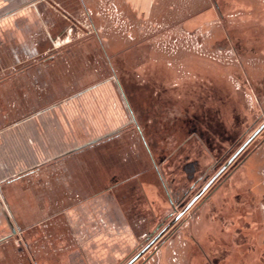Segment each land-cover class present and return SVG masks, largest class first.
I'll use <instances>...</instances> for the list:
<instances>
[{
  "label": "crops",
  "instance_id": "crops-1",
  "mask_svg": "<svg viewBox=\"0 0 264 264\" xmlns=\"http://www.w3.org/2000/svg\"><path fill=\"white\" fill-rule=\"evenodd\" d=\"M186 3L189 6L183 10L181 20L171 23V6L164 0H0V120L3 116L1 107L8 104L11 97L15 101L11 108H15L18 101L23 104L21 108L25 107L20 119L0 130V184L2 195L23 234L33 238L32 234L39 233L38 229L44 220H52L54 212L67 208L58 205L57 199L60 197L55 199V196L49 195V191L44 194L45 187L54 188L59 186L60 179L65 180L58 167L61 161L72 159L76 152L62 159L57 156L69 150L77 139L87 138L91 141L102 137L99 133L106 131L109 125H114L112 130L120 132L129 123L127 120L124 124V107L119 99L118 84L97 80L103 72L102 67L82 62L75 65L80 63L77 57L83 61L81 53L85 60L92 58L93 50L98 51L95 43L103 49V44L111 42L102 32L100 21L103 17L121 22L125 17L134 16L132 22H139L141 19H150L154 12L168 13L167 20L164 17L166 27L180 23L182 30L195 28L202 32L206 24L207 27L212 25V43L216 44L220 39L227 40L235 44V52L241 53L244 60L252 57L264 59V0H187ZM80 17L90 28L81 37L75 35ZM217 20L221 22L220 25ZM60 46L67 47L66 53L55 56L54 51H59ZM106 53L103 54L108 59ZM46 58L50 61L45 62ZM62 61L67 67L55 66ZM230 74L234 80L243 74L247 77L249 88L245 87L253 101L264 96V61L256 66L243 63L242 69L233 70ZM228 90L230 96L225 100L227 105L222 103L221 106L226 110H221L229 115L227 126L234 130L232 134L239 139H246L253 125L261 118H253L252 100L248 106L237 97L238 92L233 85ZM80 99H84L83 104H79ZM64 100H68L66 106L60 104ZM222 101L215 98L210 106L219 113ZM257 111L262 115L263 111ZM7 114L10 115V112ZM132 120L135 118L132 117ZM134 123L137 131H140L137 122ZM173 123L178 125L181 135L179 139H175V133L170 136L169 141L174 145L170 146L168 153L180 143L183 144L184 138L188 139L183 120L176 119ZM217 130L214 126V131ZM263 130L264 127L257 128L245 140L248 144L245 160L215 193L204 199L200 219L191 227L195 228L204 246V241L208 242L209 237L220 234L225 228L223 223H216L213 217L216 211L228 215L225 208L227 204V222L233 228L231 233L239 238L245 236L246 241L243 243L248 245V256L256 258L253 252L259 250L256 264H264V137L253 147L249 145ZM222 132L228 130L223 128ZM216 140L222 138L218 135ZM222 143L226 147L229 145L226 141ZM199 146L207 150L205 140ZM204 150L203 154L207 156ZM206 158L203 157L201 162H207ZM52 159L55 161L47 164ZM54 203L59 207L57 211L53 209ZM56 214L58 216L60 213ZM9 226L0 208V264H42L39 259L42 251L37 246L36 252L31 253L30 261L24 260L22 256L23 261L17 258V249L5 242L10 233ZM32 241L27 239L29 246ZM214 244L207 247H214L216 252L222 249L223 244ZM241 244L240 240L235 239L233 248L240 249ZM208 250L214 255L212 249Z\"/></svg>",
  "mask_w": 264,
  "mask_h": 264
},
{
  "label": "rangeland",
  "instance_id": "rangeland-1",
  "mask_svg": "<svg viewBox=\"0 0 264 264\" xmlns=\"http://www.w3.org/2000/svg\"><path fill=\"white\" fill-rule=\"evenodd\" d=\"M164 2L171 6V23L181 20L183 10L189 6L186 3L187 0H164ZM156 3L160 2L156 1ZM187 9L190 10V8ZM224 9H227L225 4ZM167 14L154 12L153 17L148 20L141 19L139 22H132L135 19L134 16L128 19L125 17L121 22L103 17L100 21L103 27L102 32L111 42L105 43L106 49L105 44L101 49L100 45L95 43L97 47L95 49L98 51L93 50L95 56L92 55L90 59L88 57L85 60L83 53L80 54L83 61L77 57V62L80 63L75 65L89 63L93 67H102L103 72L98 75V81L108 80L118 84L122 94L119 99L124 107V124L127 120L129 122L125 130L133 135L124 134V140H112L108 143L102 141L75 154L71 153L58 158L62 159L74 154L72 159L61 161L58 167L61 170L60 175L63 174L65 180L60 179L61 183L54 188L45 187L44 194L49 191V195L55 196V199L60 197L57 199L59 206L67 208L59 212L57 211L59 207H54L53 209L57 212L51 215L54 218L50 220V223L46 224L44 221L49 222V220H44L38 229L39 233L32 234L34 239L26 235L27 239H32L34 243L29 248L35 247L32 251L29 250V256L36 252L37 246L42 251L39 258L42 264H71L72 258L79 264H82L83 260L85 264H116L121 258L127 260L137 251L136 246L144 241L148 231V200H157L158 205L165 202L157 172L150 167L149 155L143 141L149 146L153 145L151 150L157 161L160 157L169 155L167 151L171 145H174L172 141H169L170 136L175 133V139H179L181 135L178 125L169 123L172 119L180 121L183 116L201 112L204 116H211L210 126H215L220 132L223 128L228 130L225 134L222 133V138H227L234 130L231 127L228 128L229 115L226 111H222L226 108L221 106L222 103L227 105L225 100H228L230 96L228 89L233 85L238 92L237 97H240L246 105L250 106V100H252L253 118L258 116L261 118L257 124L253 125L245 138L251 136L257 128L264 127V96L261 99L256 98L257 100L254 98L253 101L249 90L247 91L245 87L249 88L247 77L243 74L241 78L236 76L234 80V76L230 74L233 70L242 69L243 63L247 66H256L264 59L252 57L244 60L241 53L235 52V44L227 40L220 39L216 44L212 43V25L207 27L206 24L202 32L196 31L195 28L188 29V32L182 30L180 23L166 27L164 25L167 24L169 15ZM227 17L226 15V20ZM86 24L84 18L80 17L76 23L75 35L81 37L86 34L87 29H90L86 27ZM217 24L220 25L221 22L217 20ZM116 38L118 41L115 42ZM66 50L67 47L60 46L59 51H54V55H62L66 53ZM104 52H107L108 59L104 56ZM44 61L50 60L46 58ZM62 62H57L55 66L67 67V64ZM215 98H219V101L223 100L219 113L217 109L210 106ZM67 101L64 100L60 104L66 106ZM83 102L84 99H80L79 104ZM22 106L23 104L18 101L15 108H9V103L4 108L1 107L3 116L0 120V130L6 129L15 120L21 118L25 111V107L21 108ZM30 108L29 106V110ZM257 110L263 111L262 115L260 112L257 113ZM9 112L10 115L7 114ZM76 116L79 119L80 116L78 114ZM132 117L135 120L131 121ZM135 121L143 137L137 133ZM112 129L114 125H109L106 131L99 134L103 136L104 133L114 131ZM263 137L264 130L249 146L253 147ZM246 139H242V142ZM89 140L77 139L66 152ZM163 148L166 153L162 152ZM206 160L209 162L207 158ZM53 161L55 160H49L47 164ZM135 174L138 175L136 179L133 178ZM67 177H69L68 180ZM152 181L154 186H150ZM4 208L8 212L9 209L5 206ZM225 208L229 212L227 204ZM48 209L51 210V208ZM65 211H68V214H65ZM56 213L60 214L57 216ZM193 218L190 219L191 223L193 222L192 227L196 222ZM138 227L144 229L143 233L138 231ZM232 229L226 225L220 234L209 237L208 242L204 241V246L212 249L214 255L210 254L212 259H215V264L216 259L221 261V264H256L255 259L258 257L259 250L253 252L256 258L248 256L246 252L248 245L243 243L246 241L245 236L235 237L231 233ZM38 235L41 236L40 239L37 238ZM235 239L242 242L240 249L233 248ZM210 241L218 245L223 244L222 249L216 252L214 247H207L209 244H214ZM86 242L89 244H85ZM224 247L226 249H223ZM17 252V258L20 257L22 260L23 255ZM195 254L198 255V253ZM169 255L167 264L169 262L176 264L170 259L174 256L173 253ZM158 263L161 264L160 261L152 262V264Z\"/></svg>",
  "mask_w": 264,
  "mask_h": 264
},
{
  "label": "flooded vegetation",
  "instance_id": "flooded-vegetation-1",
  "mask_svg": "<svg viewBox=\"0 0 264 264\" xmlns=\"http://www.w3.org/2000/svg\"><path fill=\"white\" fill-rule=\"evenodd\" d=\"M211 119V116H204L201 112L183 116V127L187 128L188 139L184 138L183 144L178 142L180 144L173 153L164 155V158L160 157L158 161L151 150L153 145L149 146L145 143L144 147L149 155L150 167L157 172V179L162 187L165 202L163 201L162 204L158 205L157 200H148L146 238L143 242L138 243L137 251L133 255L129 256L127 260L121 258L116 264H152L156 261L167 264L169 261L167 258L171 253L174 256L170 259L176 264H215V259H212L210 251L203 246L196 235L197 232L194 233L195 228H191L193 222L191 223L190 219L194 217L193 220L196 221L194 224H197L204 199L215 193L218 186L223 184L242 164L247 154L248 144H246L247 140L242 142V139L233 134L225 139L222 138V133L225 134L226 132L214 131V126L209 125ZM125 128L122 129L125 133H122L121 130L103 142L108 143L118 136L124 140L125 135L132 134ZM137 133L143 137L141 130ZM218 135L222 140H216ZM202 140L206 141L207 150L199 146ZM186 141L188 142L185 144ZM222 141H226L229 145L224 146ZM203 150L207 156L203 154ZM162 152L166 153L164 148ZM203 157H207L209 162L202 163ZM151 185L154 186L153 181L150 182ZM0 188V199L4 206L9 209L7 213L15 229L13 232L9 226L10 233L5 238V242L12 244L17 251L21 252L24 260L30 261V249L26 234L21 232L22 228L15 220L14 213L8 206L5 196L2 195L1 185ZM58 205L54 204L55 207ZM215 213L213 217L215 222L223 223L224 226L228 225L226 214L221 211ZM48 223L50 221L46 224ZM143 230L140 228L138 231L143 233ZM85 244L88 245L89 243L86 242ZM214 245L216 246V244ZM71 264L79 263L74 262V258H72ZM82 264H85L84 260ZM216 264H221V261L216 259Z\"/></svg>",
  "mask_w": 264,
  "mask_h": 264
},
{
  "label": "water",
  "instance_id": "water-1",
  "mask_svg": "<svg viewBox=\"0 0 264 264\" xmlns=\"http://www.w3.org/2000/svg\"><path fill=\"white\" fill-rule=\"evenodd\" d=\"M116 84H117V83H116ZM117 86H118V85H117ZM118 90H119V94H120V96H121L122 94H121V90H120V87H119V86H118ZM123 101H124V100H123ZM124 104L126 105L125 101H124ZM126 108H127V106H126ZM116 133H118V130H117V131L109 132V133L105 134V135L102 136V137H99V138H97V139H93V140H91V141H89V142H86V143H84V144H82V145H80V146H78V147H76V148H74V149H72V150H70V151H67V152L64 153V154L57 156V158H59V157H61V156L68 155V154H71V153H74V152H77V151L82 150V149H84V148H86V147H89V146L95 145V144H97V143H99V142L104 141L105 139L110 138L111 136L115 135ZM55 159H56V158H55ZM0 185H1V184H0ZM0 189H1V188H0ZM0 208H1L2 212H4L5 217H6L7 221H8V223H9L10 227L12 228L13 232H15V229L13 228V224H12L11 221H10L9 215H8L6 209L4 208L1 199H0Z\"/></svg>",
  "mask_w": 264,
  "mask_h": 264
},
{
  "label": "trees",
  "instance_id": "trees-1",
  "mask_svg": "<svg viewBox=\"0 0 264 264\" xmlns=\"http://www.w3.org/2000/svg\"><path fill=\"white\" fill-rule=\"evenodd\" d=\"M14 102H15V101H14V98H11V99L9 100V106H10L9 108L12 107V105L14 104ZM6 106H7V104H6ZM3 108H4V106H3ZM168 122H169V121H168ZM169 123L172 124V123H173V119H172ZM114 140L121 141V137H119V136H118V137H115ZM114 140H113V141H114ZM142 141H143V140H142ZM121 143H122V142H121ZM122 144H123V143H122ZM122 144H121V145H122ZM143 145H145V141H143ZM127 146H129V144H127ZM177 148H178V147H177ZM168 152H169V151H168ZM173 152H174V151L172 150L171 153H173ZM171 153H169V154H171ZM139 170H140V169H139ZM137 176H138V175L135 174V176H134L133 178L136 179ZM218 187H219V186H218ZM218 231H219V230H218Z\"/></svg>",
  "mask_w": 264,
  "mask_h": 264
}]
</instances>
